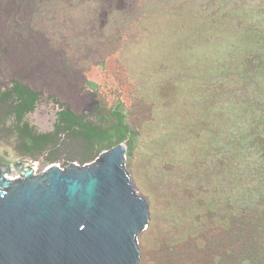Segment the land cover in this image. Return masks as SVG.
Listing matches in <instances>:
<instances>
[{
  "label": "rangeland",
  "instance_id": "374dc122",
  "mask_svg": "<svg viewBox=\"0 0 264 264\" xmlns=\"http://www.w3.org/2000/svg\"><path fill=\"white\" fill-rule=\"evenodd\" d=\"M244 1L0 0V93L13 81L40 93L23 121L52 131L63 105L106 127L119 107L137 131L121 142L127 148L131 141L124 168L148 204L139 264H243L246 250L258 246L254 214L233 222L226 202L236 187L233 161L244 155L226 148L227 73L243 66L239 59L230 69L225 57L228 40L244 33ZM10 103L0 102L7 176L83 166L98 156L69 132L34 158L23 154Z\"/></svg>",
  "mask_w": 264,
  "mask_h": 264
},
{
  "label": "water",
  "instance_id": "95a60500",
  "mask_svg": "<svg viewBox=\"0 0 264 264\" xmlns=\"http://www.w3.org/2000/svg\"><path fill=\"white\" fill-rule=\"evenodd\" d=\"M122 156L116 147L82 169L0 176V264H139L148 204Z\"/></svg>",
  "mask_w": 264,
  "mask_h": 264
},
{
  "label": "trees",
  "instance_id": "16d2710c",
  "mask_svg": "<svg viewBox=\"0 0 264 264\" xmlns=\"http://www.w3.org/2000/svg\"><path fill=\"white\" fill-rule=\"evenodd\" d=\"M242 5L247 15L244 33L240 38L228 40L229 53L225 57L230 69L237 65L239 59V67L243 66L241 70L237 67L232 73H227L231 98L226 110L229 133L226 148L231 155L237 151L244 155L242 159H234L230 169L229 177L235 178L236 187L235 192L231 187L230 196L226 199L227 215L233 222L241 218L244 224L246 216L254 214L253 228L255 233L258 232V246L252 245L254 251L246 250L248 255L243 258V264H264V0H247ZM249 50L250 58L247 56ZM39 95V92L17 81H13L8 91L0 93V102L11 100L9 112L13 117L14 139L23 148L22 153L29 157L45 152L61 132L79 137L86 153L92 156L99 155L126 136L131 141L138 136L137 131L125 122L119 107L110 111L113 121L106 127H100L84 121L82 116L61 105L56 112L53 130L38 132L23 121V117L34 109ZM131 141L125 156L131 154Z\"/></svg>",
  "mask_w": 264,
  "mask_h": 264
},
{
  "label": "bare ground",
  "instance_id": "6f19581e",
  "mask_svg": "<svg viewBox=\"0 0 264 264\" xmlns=\"http://www.w3.org/2000/svg\"><path fill=\"white\" fill-rule=\"evenodd\" d=\"M48 53L50 52V51H48V50H46ZM25 57H28L29 59H31V54H25L24 55ZM40 66L43 68V67H45V65H43V64H40ZM20 83V82H19ZM24 85H26V84H24ZM26 86H28L30 89H32V85H26ZM116 147H122V149H123V156H122V167H123V171H124V173L126 174V176H127V178H128V181H129V183H130V178H129V175H128V173L126 172V170H125V168H124V159H125V152H126V146H125V144L124 143H122V142H119V143H117V144H115L114 146H112V147H110L109 149H107V150H104V151H102V152H100L99 153V155L95 158V160L93 161V162H91L90 164H85V165H83V166H76V165H73V166H70V167H67V168H59V166H57V165H51V166H49V167H47V168H45L44 170H42L40 173H38V174H35V173H33V171L31 170V169H26L24 172H23V174H22V177H19V178H11V177H9V176H7L6 174H5V172H3V171H0V176L3 178V179H5L6 181H15V180H24V178L26 177V176H30L31 178H34V177H39V176H42V175H44V174H46L49 170H55V171H57V172H59V173H63V172H66L69 168H73V169H82V168H84V167H88V166H91V165H95V164H99L100 163V159H101V156L103 155V154H105V153H108V152H110V151H112L113 149H115Z\"/></svg>",
  "mask_w": 264,
  "mask_h": 264
}]
</instances>
